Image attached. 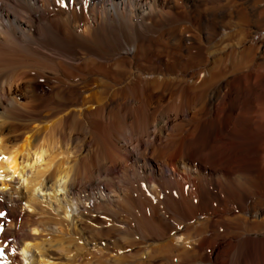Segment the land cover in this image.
<instances>
[{
  "label": "bare ground",
  "instance_id": "bare-ground-1",
  "mask_svg": "<svg viewBox=\"0 0 264 264\" xmlns=\"http://www.w3.org/2000/svg\"><path fill=\"white\" fill-rule=\"evenodd\" d=\"M263 22L264 0H0V264H264Z\"/></svg>",
  "mask_w": 264,
  "mask_h": 264
},
{
  "label": "rangeland",
  "instance_id": "rangeland-1",
  "mask_svg": "<svg viewBox=\"0 0 264 264\" xmlns=\"http://www.w3.org/2000/svg\"><path fill=\"white\" fill-rule=\"evenodd\" d=\"M261 6L263 5V3H261L260 4ZM209 6L211 7L212 6V4H209ZM237 18V20H236V18ZM234 17V20H233V23H231V26H232V28L234 27V25L236 26V24L237 25H239V24H241L242 23V21L243 22H245L244 21V19L246 18V14H245V12H242V11H239V13H238V15L237 16H235ZM248 18H250V17H248ZM257 18H260L261 19V16H259V17H257ZM226 22H228L227 20H226ZM262 25L264 24V22L263 23H261ZM228 25H230V23L228 24ZM254 25H255V19H254ZM259 25H260V22H259ZM264 26V25H263ZM231 28V29H232ZM226 37V36H225ZM225 37H223V40H224V38ZM234 42H235V40H234ZM225 45V43H223V44H220V43H218V44H216L215 45V47H217V46H224ZM202 57V56H201ZM200 57V58H201ZM203 58V57H202ZM175 62L177 63L178 61L177 60H175ZM250 62V61H249ZM250 64L252 65V61L250 62ZM38 71H31V72H29L27 75H30V77L33 79L32 80V86H34L35 87V93L37 94V97L41 100V102L43 103V101L45 102V101H49L51 98H53V96H54V91L52 90V88L50 87L51 86V83H50V81L46 78V76L44 77V75L43 74H39V73H37ZM21 75V74H20ZM19 76V75H18ZM16 77V81H19V80H25V78H21L22 76H19V77ZM19 78H21V79H19ZM39 95V96H38ZM139 214V218L141 217L142 219H143V221H146V219H147V216L145 215V214H142L141 213V211L138 213ZM144 215V216H143ZM141 220V219H140Z\"/></svg>",
  "mask_w": 264,
  "mask_h": 264
}]
</instances>
